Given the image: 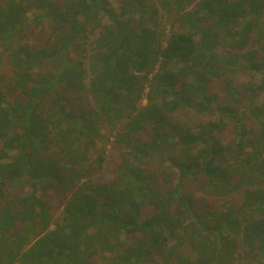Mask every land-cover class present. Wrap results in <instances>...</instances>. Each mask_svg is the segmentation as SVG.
Masks as SVG:
<instances>
[{
  "label": "trees",
  "instance_id": "16d2710c",
  "mask_svg": "<svg viewBox=\"0 0 264 264\" xmlns=\"http://www.w3.org/2000/svg\"><path fill=\"white\" fill-rule=\"evenodd\" d=\"M0 57V264H264V0H0Z\"/></svg>",
  "mask_w": 264,
  "mask_h": 264
},
{
  "label": "rangeland",
  "instance_id": "374dc122",
  "mask_svg": "<svg viewBox=\"0 0 264 264\" xmlns=\"http://www.w3.org/2000/svg\"><path fill=\"white\" fill-rule=\"evenodd\" d=\"M115 2V0H112ZM114 6L116 5L113 4ZM45 25H39L37 27H34L33 25L31 28L24 29V31L21 34L20 37V42L26 43L29 45L37 46L41 43H43L44 39L47 36V31L46 29L43 30ZM86 64H89V60H86ZM0 74L3 75L4 81L8 80L9 74H10V68L9 65L4 61L3 57H0ZM237 76L242 77L243 74L239 73ZM214 90H217L218 88L216 86L213 87ZM79 101H73L72 106L76 107H90L91 106V99L88 95H81ZM11 98L9 97V101ZM142 105L146 103L145 99H142L140 101ZM202 117L193 113L187 114V115H180L178 117V121H183L187 125H193L197 123L199 120H201ZM113 140L110 139V141L105 145L107 148V155L106 158L103 162V168L100 171V173L96 174L93 178L94 181L96 182H106L109 181L112 177V170L115 167V165L118 163V158H117V149H114L113 147ZM178 177L174 176L172 178V184H175L177 182ZM160 186V185H159ZM163 187V186H161ZM159 187V188H161ZM8 190L12 194H20V195H25L26 192L28 191V183L23 180H18L15 181L11 184H8L7 186ZM165 188V186H164ZM163 188V189H164ZM180 190L183 192H190L192 197L199 202L200 199L204 198V205L202 209L208 208L210 205H215L216 203H221L220 200H217L215 198H212L210 196L204 195L197 189V183L196 181H193L191 177H185L181 181V186ZM150 209H145L144 210V215L149 214ZM57 219H60V214H58ZM102 264V263H100Z\"/></svg>",
  "mask_w": 264,
  "mask_h": 264
}]
</instances>
